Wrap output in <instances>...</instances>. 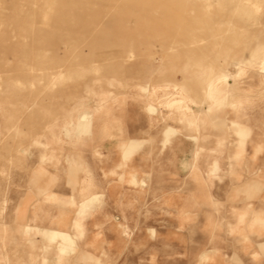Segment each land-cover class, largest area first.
<instances>
[{
    "label": "rangeland",
    "instance_id": "rangeland-1",
    "mask_svg": "<svg viewBox=\"0 0 264 264\" xmlns=\"http://www.w3.org/2000/svg\"><path fill=\"white\" fill-rule=\"evenodd\" d=\"M263 56L264 0H0V264H264Z\"/></svg>",
    "mask_w": 264,
    "mask_h": 264
},
{
    "label": "crops",
    "instance_id": "crops-1",
    "mask_svg": "<svg viewBox=\"0 0 264 264\" xmlns=\"http://www.w3.org/2000/svg\"><path fill=\"white\" fill-rule=\"evenodd\" d=\"M155 109H153L152 112H154ZM87 119H88V115H84L82 117L79 118V121H78V125L79 127H82V128H86L87 129ZM133 147H135V144H130L129 149H132ZM128 183H135V179L134 178H130V180L128 179L127 180ZM50 240H55L56 238H61L62 240L64 241H69L70 239L67 237V235L63 234V233H49L46 235ZM66 247H63L61 249V251H64Z\"/></svg>",
    "mask_w": 264,
    "mask_h": 264
},
{
    "label": "bare ground",
    "instance_id": "bare-ground-1",
    "mask_svg": "<svg viewBox=\"0 0 264 264\" xmlns=\"http://www.w3.org/2000/svg\"><path fill=\"white\" fill-rule=\"evenodd\" d=\"M263 61H264V56H263ZM263 64V68H264V63H262Z\"/></svg>",
    "mask_w": 264,
    "mask_h": 264
}]
</instances>
